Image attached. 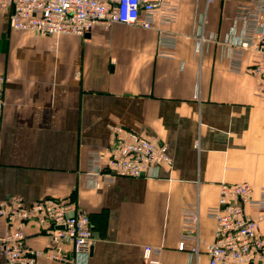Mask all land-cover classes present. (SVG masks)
<instances>
[{"label":"crops","instance_id":"obj_1","mask_svg":"<svg viewBox=\"0 0 264 264\" xmlns=\"http://www.w3.org/2000/svg\"><path fill=\"white\" fill-rule=\"evenodd\" d=\"M252 1L178 0L170 50L156 29L115 24L44 37L13 30L10 14L0 13V203H75L95 238L80 264H147L146 246L163 250L162 264H208L220 186L264 187L260 79L247 73L250 56L230 49L242 29L237 9ZM115 126L164 143L172 164L90 188L89 155L111 146ZM186 208L199 212L198 241L179 250ZM7 228L0 217V236ZM25 229L28 246L54 248L36 224ZM62 250L73 254L70 244Z\"/></svg>","mask_w":264,"mask_h":264},{"label":"built area","instance_id":"obj_2","mask_svg":"<svg viewBox=\"0 0 264 264\" xmlns=\"http://www.w3.org/2000/svg\"><path fill=\"white\" fill-rule=\"evenodd\" d=\"M2 12L10 14L13 30L44 37H84L97 26L122 24L158 30L160 47L165 50L176 45V36L168 29L177 22L178 0H0ZM234 19L242 29L230 49L250 56L247 73L260 79L256 93L264 101V0L240 5ZM159 56L171 57L164 51ZM5 84L6 78L0 75V113L5 107ZM112 134L110 147L89 155L90 188L99 190L120 178H140L152 167L172 164L164 143L123 126H115ZM209 216L216 222V231L206 248L208 264H264V187L256 192L246 183L222 184L218 205ZM0 217L8 226L0 236L3 264H38L41 258L80 264V258L88 257L95 244L90 218L78 213L69 199L47 197L25 205L14 197L0 203ZM183 218L188 234L179 250L185 249L187 239L198 241L199 212L186 208ZM29 224L39 226L54 248L36 250L28 246L25 228ZM65 244L73 246V254L62 250ZM162 252L161 248L146 246L144 259L147 264H162L157 259Z\"/></svg>","mask_w":264,"mask_h":264}]
</instances>
